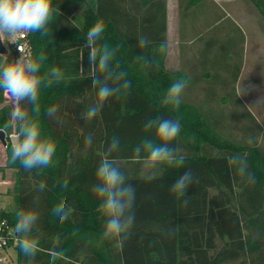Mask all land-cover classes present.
Wrapping results in <instances>:
<instances>
[{"label":"trees","instance_id":"obj_1","mask_svg":"<svg viewBox=\"0 0 264 264\" xmlns=\"http://www.w3.org/2000/svg\"><path fill=\"white\" fill-rule=\"evenodd\" d=\"M249 1L264 18V0ZM52 7L47 32L28 33V57H45L44 80L37 99L21 103L42 138L56 144L50 166L26 170L11 162L10 135L18 125L0 89V128L8 140L0 170L14 173L5 216L15 226L21 210L38 216L27 237L19 233L36 240L35 257L18 245V264H264V130L259 142L253 133L238 140L223 132L229 128L221 110L214 112L218 118L202 105L163 103L180 80L165 67L167 0H52ZM97 22L104 31L96 46L115 52L103 73L90 65L86 46V33ZM140 37L149 43L140 47ZM4 56L0 65L14 61ZM54 68L59 79L51 75ZM105 84L116 91L86 122L83 114L99 102ZM156 119L179 122L169 147L177 160L184 157L182 166L151 161L144 150L149 140L162 143L155 126L146 127ZM114 138L119 145L108 159L135 189V220L126 237L105 239L106 217L98 210L103 201L94 186ZM188 170L193 182L183 196L173 193V183Z\"/></svg>","mask_w":264,"mask_h":264},{"label":"clouds","instance_id":"obj_2","mask_svg":"<svg viewBox=\"0 0 264 264\" xmlns=\"http://www.w3.org/2000/svg\"><path fill=\"white\" fill-rule=\"evenodd\" d=\"M53 12L52 0H0V34L15 36L18 33H46ZM103 31V23L97 22L86 33V46L90 48L88 56L90 65L96 66L101 73L107 70L109 60L115 54L114 50L110 51L107 45L103 48L96 46V42L101 38ZM148 43L146 37L139 38L138 44L140 47L146 46ZM164 47L165 45H161L162 49ZM97 57H99L98 63ZM44 59L43 55L39 57V60L21 55L11 63L0 65V89H3L5 94H10L14 101V110L11 117L18 125V133L12 143L11 162L19 161L20 165L26 170L50 166L56 151L54 141L42 138L38 122L30 119L27 112L21 108L22 102H33L37 99L40 86L44 80L39 74L41 62ZM51 75L59 79V69H52ZM93 83L95 85L96 81H93ZM186 86V81L176 80L169 87L163 103L178 108ZM115 91L106 84L99 88V102L83 114L86 122H90L97 116L103 107V103ZM36 111L38 112V108ZM52 111L54 112V110ZM153 126L156 128L157 138L162 143L155 144L151 140L144 143L143 148L149 153V159L154 162H176L177 166H182L184 157L181 156L177 160L174 149L169 147L170 142L180 133L179 122L170 119H156L146 124L149 129ZM86 142L91 143L90 135ZM118 145L119 140L114 138L96 172V177L100 183L94 186V191L103 201L98 210L106 217L103 232L105 239L126 237L130 234V229L135 220V214L132 211L135 189L125 183V175L118 166H114V161L108 159V156L118 148ZM140 150V148H137L136 152L139 153ZM192 182L191 170L185 171L173 183L171 191L183 196ZM43 187L44 185H41V189ZM56 211L62 213L63 204ZM17 216L18 221L15 230L27 237L31 233L38 216L33 211L25 212L23 210L19 211ZM61 218L63 219V216ZM19 246L25 256L35 257L36 240L21 239Z\"/></svg>","mask_w":264,"mask_h":264},{"label":"crops","instance_id":"obj_3","mask_svg":"<svg viewBox=\"0 0 264 264\" xmlns=\"http://www.w3.org/2000/svg\"><path fill=\"white\" fill-rule=\"evenodd\" d=\"M230 1L167 0L165 67L171 73H176L180 80L186 81L187 86L182 93L181 101L209 103L210 107L203 106V108L213 114L218 112V109H213L211 103L254 101V98L256 100L254 96L258 98L259 93L264 95V75L262 74L264 49H259L260 43L256 37L257 22L250 30L253 34L252 46L247 41L249 40L248 32L243 30L238 19H233L234 21H231L233 24L221 26L227 18L232 17L230 14L242 7L240 3L237 9L229 10L228 2ZM248 4L251 3L248 2ZM251 7L249 5L246 8L242 7L243 23L249 19ZM196 8L199 9L195 10ZM251 21L254 24V19ZM233 26L234 31L230 33V37L235 36L238 28L241 29L246 41L245 49L232 53L230 61L233 64H229L227 56H225L224 64H221L220 49H207V47L211 46L215 38L222 35L227 37L226 29L230 31ZM214 28H222L223 32L213 35ZM206 30L210 32V37L203 35ZM212 95L216 96V99H213ZM229 95L237 98L230 100ZM219 115L215 114V117H221ZM210 117L214 118L212 114Z\"/></svg>","mask_w":264,"mask_h":264},{"label":"rangeland","instance_id":"obj_4","mask_svg":"<svg viewBox=\"0 0 264 264\" xmlns=\"http://www.w3.org/2000/svg\"><path fill=\"white\" fill-rule=\"evenodd\" d=\"M247 1L251 3L249 0H231L230 2H228V8L229 10H231L232 8L237 9L240 6V3L242 7L246 8L248 5L249 7H251L253 4L252 3L248 4ZM242 7H240L237 12H235L236 11L235 10L233 14H230L232 17L227 18V20L223 22L221 26H225L230 23L233 24L232 23L234 21L233 19L235 20L238 19L240 22L239 24L241 25L243 30L246 33L248 32L247 37L249 40L247 41H249V45L252 46L253 34L250 30L255 27L256 22H257V30H256L257 36L256 37L258 39V42L260 43L259 49H264V18L262 17L260 13L257 14L258 10L253 5L254 8L251 7L252 10L250 8L251 13L248 15L249 19H246L245 23H243L244 20H243V17L241 16L243 14ZM198 9L199 8H196L195 10H198ZM253 19H254V24L251 21ZM226 30H227V37H224V35H222L221 37L215 38L212 41L211 46L207 47V49L209 48L210 49H220L221 51L220 63L224 64L225 56H227L229 64H233L230 61V57H232V53H236V51L239 52V51H242V49H245L246 41H245V37L241 29L238 28V30L235 33V36L233 37H230V33L234 31V26L232 30L230 31H228V29ZM212 32H213V35L219 32L222 33L223 29L214 28L212 29ZM0 35L4 37L5 44L9 49L8 54L5 55L4 57L10 58L13 60L19 58V56L21 55L18 53H15L13 51L14 49L13 45L12 44L10 45L8 42L9 38H11L12 36H9L8 34H0ZM203 35H205L206 37H210V32L206 30L203 33ZM226 49H227V52H226ZM235 65H237V63ZM262 74L264 75V71H262ZM255 94H257L256 91H255ZM211 97H213V99H216V96L214 95H212ZM254 97H256V100L254 98V101H240L238 103H234L233 101L211 103V105L213 106V109L221 110L222 111L221 113L224 114V116L221 115L222 122L223 120H225V125L229 128V129H225L223 131L224 133L238 140H247L248 135L250 133H253L254 136H257L256 138L258 142L261 141V136L264 130V95H262V93H259L258 98L257 96H254ZM228 98L232 100L237 97H233L232 95H229ZM9 99H10V94H5L6 102ZM193 104L210 107L209 103H200V102L197 103L196 102ZM4 173H5L4 174L5 179L8 181H11L9 183H12V181H14L13 170L7 169L6 171H4ZM13 184H10V185L13 186ZM8 185H9L8 183H3L1 186L2 191H4L8 187ZM12 186H10L9 188H11ZM3 197H4L3 198L4 202L7 205L12 206V203H13L12 196L3 193Z\"/></svg>","mask_w":264,"mask_h":264},{"label":"built area","instance_id":"obj_5","mask_svg":"<svg viewBox=\"0 0 264 264\" xmlns=\"http://www.w3.org/2000/svg\"><path fill=\"white\" fill-rule=\"evenodd\" d=\"M2 37V36H1ZM4 44L5 39L2 37ZM9 44L13 45V48L16 49L18 54L29 56L30 52V46L28 41V33H18L15 36H12L9 38ZM6 45V44H5ZM8 48V47H7ZM19 49V51H18ZM4 104H9L12 109L14 110V101L12 100L11 96L10 99L5 100V92H4ZM1 106V105H0ZM13 123L15 124V121L13 120ZM1 129V128H0ZM17 134L16 130L14 129L13 133L10 135V142H12V136ZM6 143H3V141L0 138V167L6 166L7 164V147H8V140L6 135ZM7 170V169H6ZM5 170V171H6ZM4 171L0 170V264H18V252L17 247L19 245L21 236L19 233L15 230V225L10 223L8 218L5 216V212L9 211L10 206L7 205L3 200V193H7V190L10 186L9 183L11 181H8L5 179ZM3 183H8V187L2 191L1 186Z\"/></svg>","mask_w":264,"mask_h":264},{"label":"water","instance_id":"obj_6","mask_svg":"<svg viewBox=\"0 0 264 264\" xmlns=\"http://www.w3.org/2000/svg\"><path fill=\"white\" fill-rule=\"evenodd\" d=\"M9 52V49L7 48V46L4 44V41L0 35V55H7ZM17 134L13 135L12 136V142H13V139L14 137L16 136ZM0 138L1 140L3 141V143H6V132L3 130V129H0Z\"/></svg>","mask_w":264,"mask_h":264}]
</instances>
